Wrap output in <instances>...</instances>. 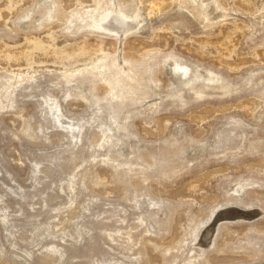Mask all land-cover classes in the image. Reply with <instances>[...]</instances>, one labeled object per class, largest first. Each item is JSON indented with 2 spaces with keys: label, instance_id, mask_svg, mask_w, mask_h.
Segmentation results:
<instances>
[{
  "label": "rangeland",
  "instance_id": "1",
  "mask_svg": "<svg viewBox=\"0 0 264 264\" xmlns=\"http://www.w3.org/2000/svg\"><path fill=\"white\" fill-rule=\"evenodd\" d=\"M0 264H264V0H0Z\"/></svg>",
  "mask_w": 264,
  "mask_h": 264
}]
</instances>
